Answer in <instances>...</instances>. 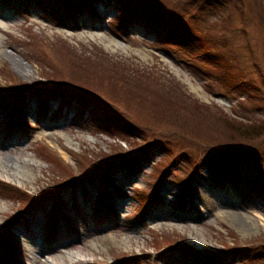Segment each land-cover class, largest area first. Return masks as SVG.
<instances>
[{
	"label": "rangeland",
	"instance_id": "obj_1",
	"mask_svg": "<svg viewBox=\"0 0 264 264\" xmlns=\"http://www.w3.org/2000/svg\"><path fill=\"white\" fill-rule=\"evenodd\" d=\"M250 2L0 0V264H264Z\"/></svg>",
	"mask_w": 264,
	"mask_h": 264
},
{
	"label": "trees",
	"instance_id": "obj_2",
	"mask_svg": "<svg viewBox=\"0 0 264 264\" xmlns=\"http://www.w3.org/2000/svg\"><path fill=\"white\" fill-rule=\"evenodd\" d=\"M255 2H256V0H251L250 3H251V4H255ZM136 7H137V6H136ZM133 10H134V8H133ZM133 10H132V11H133ZM132 13H133V12H132ZM39 57H40L41 59H42V58H44V59L46 58L45 55H43L42 53H41V55H40ZM44 88H45V91H48V89H49V87H44ZM52 89H53V90H56V89H58V88H52ZM65 95H69V94H65ZM62 97H66V96L63 95ZM65 99H67V98H65ZM125 156H126V155H125ZM131 158H132V157L129 156V158L127 159V162L130 161V160H132ZM101 171H102V172H101ZM90 174H91V175L88 176V180H93V179L95 180L96 177H97L98 175H106L105 173H103V169H101V170L98 171V172H97V170H96V171H93V172L91 171ZM83 183H85V182L81 180V184H83ZM83 185H84V184H83ZM18 191H19V190H18ZM17 193H18V192H17ZM19 193H21V192H19ZM19 193H18V194H19ZM22 195H23V197H24L26 200H30V199L32 198V196H30L29 194L24 196V192H22ZM20 196H21V195H20ZM31 203H32V202H31ZM204 262H205V261H204Z\"/></svg>",
	"mask_w": 264,
	"mask_h": 264
},
{
	"label": "bare ground",
	"instance_id": "obj_3",
	"mask_svg": "<svg viewBox=\"0 0 264 264\" xmlns=\"http://www.w3.org/2000/svg\"><path fill=\"white\" fill-rule=\"evenodd\" d=\"M22 173H23V174H22ZM20 174H22V175H23L24 177H26V178H29V177H30V176H29L30 174L27 172V170H26V171L23 170V172H21ZM30 178H31V177H30ZM29 193H30V192H29ZM30 194H32V193H30ZM82 250H83V248L80 249V252H83ZM202 262H203V261H202Z\"/></svg>",
	"mask_w": 264,
	"mask_h": 264
}]
</instances>
